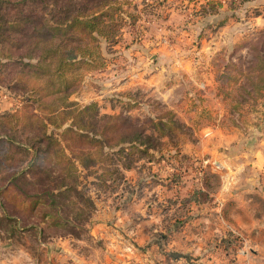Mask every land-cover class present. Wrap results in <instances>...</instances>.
Wrapping results in <instances>:
<instances>
[{"label": "rangeland", "instance_id": "374dc122", "mask_svg": "<svg viewBox=\"0 0 264 264\" xmlns=\"http://www.w3.org/2000/svg\"><path fill=\"white\" fill-rule=\"evenodd\" d=\"M117 1L124 18L117 19L121 22L117 41L108 42L99 38L98 48H89V56H77L82 62L63 71L65 77L74 76L76 79L75 89L65 100L67 104L63 105L55 93L48 94V91L38 89L47 107L44 111L37 108L35 100L38 94L32 92V86L27 81L30 70L20 65L21 61L31 62L33 59L19 58V55L4 58L1 54L5 49L0 46V264H42L46 259L47 243L63 236L86 234L95 206L104 202L121 206L132 195L135 200L138 195L142 196L141 199L149 207L156 206L154 214L159 224L156 228L164 230L156 231L160 244L157 249H170L165 240L172 225L164 223H174L173 229L179 228L181 233V220L186 215L174 209L187 206L192 201L190 196L195 195L196 189L201 186H205L206 190L200 196L201 201L211 202L210 192L223 186L224 181L228 184L224 175L212 173L216 165L212 159L218 152L217 145L221 149L228 147L231 127L239 130V134L236 131L232 133L237 138L242 133L244 136L246 125L251 123L256 129L260 120L264 123V70L259 74L260 63L255 58L261 50L264 51V25L241 26V33L237 36L226 38L222 35L219 46L214 49L208 45L210 38L205 41L208 37L205 34L202 38L207 48L201 56H195L201 60L200 65L195 67L196 77L179 84L174 92L171 90L173 97L167 102L157 92L136 88V46L142 43V35L148 31L146 15L150 14L152 18L162 15L164 0H147L145 5L141 0ZM169 1L180 6L179 18L175 21L179 19V24H175L179 29H185L184 23L191 22L190 18L196 16H200L197 19L202 21L203 26L213 27L224 24L230 14L236 16L238 13L247 14V11L253 14L264 11V0H209L204 7L195 5V0ZM188 4L192 7L183 11V6ZM11 6L19 5L13 3L9 9ZM164 13H167L166 9ZM128 14L134 15L135 21L132 22ZM176 36L170 35L168 39L181 41L182 38L177 39ZM143 57L152 62L149 54ZM30 80L35 85L36 80ZM162 84L165 87L166 82L162 81ZM162 84H158V89L164 94ZM205 89L210 90L209 96H205ZM207 103L212 107L209 108ZM90 104L93 107L80 116L81 122H78L86 126V130L80 131L84 135H92L89 130L93 127L95 113L121 114L128 117L131 123L141 120L146 127H150L146 120L165 118L170 113L182 124V133L177 138L159 137L147 153L142 151L144 146L129 143L98 146L71 134L61 137V129L72 127V120L67 119L57 128L53 125L62 118L57 116L56 122H53L50 119L52 116L48 115L58 109L68 110ZM115 124H121V121H115ZM44 131L47 135H55L62 143L66 156L75 159V172H64L70 168H65L67 163L64 159L59 165L57 157L50 158L55 165L48 164V159L44 163L37 162L38 165L42 163L46 171L39 169L36 172L38 165L29 168L35 150L40 144H46V141H41L43 138H36L41 137ZM183 148L194 152L184 154ZM204 149V157L194 154L204 152ZM97 150L99 156H95ZM80 151L90 155L82 160L84 166L74 158V153ZM94 159L96 162H92ZM127 169L131 171L126 172ZM136 172H140L137 178ZM251 212L264 216L262 197H254ZM136 214L139 212L136 211ZM185 217L192 216L187 214ZM196 227L189 228L197 231ZM227 240L213 241L212 245L220 247L221 252L226 254L235 250L252 255L258 252V256L253 255L252 264H264V220L244 231L242 238L235 237L233 246L229 247ZM177 244H172L173 248L180 250L181 246Z\"/></svg>", "mask_w": 264, "mask_h": 264}, {"label": "crops", "instance_id": "0c3cea01", "mask_svg": "<svg viewBox=\"0 0 264 264\" xmlns=\"http://www.w3.org/2000/svg\"><path fill=\"white\" fill-rule=\"evenodd\" d=\"M141 1L144 5L148 2ZM195 1V5L199 7H204L209 2ZM161 6L159 7L162 8V15L158 14L153 18L150 14L146 15L148 31L143 33L142 43L136 46V88L157 92L163 99L166 98L164 101L167 102L172 100L171 90L174 92L179 84L182 85L189 81L188 79L193 80L196 77L195 67L200 65L201 60L195 56H201L202 51L207 48L205 41L210 38L208 45L214 49L219 46L222 35L237 36L241 33V26L264 25V11L260 10L262 12L256 14L249 11L243 15L230 14L224 24L212 25L213 27L203 26L202 21L197 19L200 16H196L194 19L190 18L191 22L184 23L185 29H179L175 25L179 24V19L178 22L175 21L179 18L180 6L169 0L162 1ZM190 7L192 4L184 5L183 11H188ZM175 13L177 14L174 15ZM175 34L177 39L182 38L181 41H171ZM205 34L208 37L203 41ZM147 53L152 62H147L143 57L148 55ZM162 81L166 82L165 87ZM158 84H162L161 87L165 88L163 93L169 95L162 94ZM203 86L206 84L203 83ZM209 93L210 90L207 89L205 96H209ZM207 105L212 107L210 103ZM246 127L243 129L244 136L242 133L237 138H234L232 133L236 131L239 134V130L231 127L228 147L221 149L217 145L218 155H214L216 158L213 156L212 159L216 163L212 173L224 175L223 178L228 179V184L224 181L223 186L210 192L211 202L191 201L185 207L174 209L182 214L186 213L185 216H192H180L183 217L181 233L179 228L173 229L174 223H164L172 225L169 228L170 235L165 240L170 249H157L160 244L156 231L164 230L156 228V225H159L154 214L156 206L149 207L141 199L142 196L138 195L135 200L132 195L131 199L125 200L121 206L106 202L95 206L87 224L86 234L63 236L47 243L46 259L42 264H252L253 255L258 256L260 253L252 255L235 250L226 254L221 252L220 247L215 248L212 245L213 241L221 242L228 238L231 247L235 237L242 238L244 231L264 220L261 214L251 212L254 197L264 199V123L260 120L256 129H253L251 123ZM204 150L194 154L204 157L206 149ZM182 152L191 155L194 151H186L183 148ZM136 174L137 178L140 172ZM200 190L206 192L205 186H201ZM225 209L228 210L227 214ZM136 211L139 214H136ZM194 225L197 226V231L190 230L189 227L195 228ZM174 243L181 246L180 250L173 248ZM262 254L264 256V253Z\"/></svg>", "mask_w": 264, "mask_h": 264}, {"label": "trees", "instance_id": "16d2710c", "mask_svg": "<svg viewBox=\"0 0 264 264\" xmlns=\"http://www.w3.org/2000/svg\"><path fill=\"white\" fill-rule=\"evenodd\" d=\"M13 3L19 6H11L13 9H9ZM122 15L117 0H0V46L3 50L5 49L1 56L10 58L19 55V58L25 56L33 59L31 62L21 61L20 65L30 70V78H27V81L30 82L28 85L32 86V92L38 94L35 100L38 102L37 108L44 111L47 107L38 89L48 91V94L55 93L56 98L62 101L63 105L67 104L65 100L75 89L76 79L74 76L65 77L63 71H68L82 62L77 59V56H89V48H98L99 38H104L108 42H116L121 25L117 19L124 20ZM127 16L132 18V22L135 21L134 15L128 14ZM255 58L260 63L258 68L261 74L264 70V51L261 50ZM39 72L46 74L45 78L43 75L39 76ZM52 76L59 80L56 81ZM31 78L36 80L35 85H32ZM92 107L93 104L68 110L58 109L48 116H52L50 119L53 122H56L55 117L57 116L62 118L59 123L53 125L57 128H60L67 119L72 120V127L61 129V137L71 134L74 137L85 138L97 143L98 146L111 147L129 143V145L144 146L142 151L145 153L149 148H153L154 141L159 137L177 138L182 133V124L170 113L165 118L146 120L145 122H148L150 127H146V123L138 119L136 123H131L128 117L121 114L99 115L95 113L92 119L93 127L89 130L92 135H84L80 131L86 130V126L78 123L81 122L79 117ZM118 120L121 124H115ZM36 138L38 140L43 138L44 140L41 141H46V144L45 146L40 144L37 151L35 150L34 157L30 161V169L35 168L41 161L44 163L46 159H48V164L53 165L54 161L52 162L50 158L57 157L59 165L64 159L67 163L65 168H70L69 171L64 172L71 174L76 171L75 159L66 156L62 143L55 135H47L44 131L41 137ZM176 152L179 153V151ZM99 155L100 152L97 150L95 156ZM74 156L76 161L84 166L82 160H86L90 155L89 152L80 151V153H74ZM92 162H96L95 159ZM41 166H43L42 163L35 171L39 169L46 171L45 166ZM65 168H60V170ZM205 193L196 189L195 195L192 194L190 198L196 203L201 202L200 196Z\"/></svg>", "mask_w": 264, "mask_h": 264}]
</instances>
